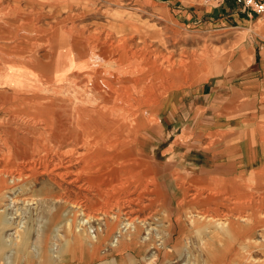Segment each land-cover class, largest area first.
Returning <instances> with one entry per match:
<instances>
[{"label":"crops","instance_id":"1","mask_svg":"<svg viewBox=\"0 0 264 264\" xmlns=\"http://www.w3.org/2000/svg\"><path fill=\"white\" fill-rule=\"evenodd\" d=\"M83 1L0 0V106L7 104L8 112L16 110L9 116L45 117L44 103L53 98L52 90L61 77L66 83L84 79L82 48L73 44L68 53L60 44L65 26L72 24L66 18L92 16L93 10L79 5ZM95 1L167 18L168 24L200 34L225 52L221 63L209 73L188 61L186 69H175L177 77L164 72L146 74V81L157 78L158 92L155 98L146 95L148 103L141 115L144 113L145 122L138 127V134L130 125L124 126L129 136L116 133L120 143L113 139L110 153L114 161L119 158L118 165L123 168L117 175L108 169L103 176L97 174L95 178L103 180L100 187L108 184L113 189L118 180L124 187L128 185L124 190L127 195L120 197L139 198L132 209L147 218L151 241L169 243L172 251L166 252L168 256L178 255L199 227L210 225L211 221L205 222L209 218L225 220L235 239L254 236L264 224V13L244 10L236 0H223L218 5L197 0ZM128 62L132 64L130 58ZM68 95L65 107L73 111L77 96ZM109 107L113 123L106 125L96 119L98 128L106 125L108 129L96 135L100 142L117 125L115 110L111 111V104ZM113 108L117 109L116 104ZM165 120L168 126L163 133L172 136V145L163 146L154 158L151 144L155 140L159 143L156 138ZM129 138L132 140L126 143ZM157 219L164 221L166 229L162 240L153 229ZM212 232L201 240L212 244ZM214 249L207 253L210 264H226L224 248L216 244ZM240 249L238 243L230 260L240 255ZM146 251V246L110 247L109 254L100 256L118 253L121 263Z\"/></svg>","mask_w":264,"mask_h":264},{"label":"rangeland","instance_id":"2","mask_svg":"<svg viewBox=\"0 0 264 264\" xmlns=\"http://www.w3.org/2000/svg\"><path fill=\"white\" fill-rule=\"evenodd\" d=\"M100 3L101 5L95 0L80 2L79 5H82L83 8L93 10V14L92 16L86 15L79 18H66L72 24L65 26L67 31H64V40L60 43L64 45V50L68 53H71L70 50L73 44L82 48L84 52L83 61L89 64V66L83 65L84 79L92 76L93 68L95 67L100 69L99 71L103 75L114 72L116 74L115 77H118V73L124 72L122 67L130 58L132 64H129L125 69H128L129 75L132 74L134 76L135 74L143 79L139 85L130 87L129 91L132 94L140 95L144 92H153L152 90L154 89L158 92L157 78L146 81V74L164 72L170 74L171 77L173 75L177 77L173 73L175 69H179L178 72L186 69L185 66L188 65L186 64L188 61L194 63L198 70L206 68V72L209 73L208 71L211 70V67L217 66L223 59L225 52L221 48L215 47L200 34L196 35L183 28L168 24L167 18L162 19L146 15L137 12L135 8L132 10L120 9L116 8L117 6L115 5ZM199 3L201 2L199 1ZM75 4L76 2L72 3V7H79L78 4L74 6ZM84 79L79 82L71 80L72 82L66 83L63 76L56 82L57 87L54 85L52 93L57 95L59 93L60 95L58 96H61L63 100H67L68 94V96H77L75 101L73 100L72 107L80 109L79 112L82 117L80 122L85 124L84 120L87 121L89 119L86 110L90 108L88 105L92 104L93 101L88 104L86 100L87 98H92V91L86 85ZM132 106H135V101H132ZM7 107V104L0 106V168L2 171L16 169V167H28V162H22V159L18 158L13 152L10 144L22 137L23 131L28 129L26 127L32 124L30 118L9 116L10 113L12 114L16 110L8 112L5 110ZM72 112L70 111V113ZM136 115L137 113L134 112L129 117L130 119L126 116L123 119L130 120L131 123L129 125L132 126ZM102 119L104 120V118ZM104 122L108 123V121ZM167 126L166 120L163 121L159 129V138L156 134L154 135V137L157 136L156 139L159 142L156 143L155 140L151 144L150 150L154 158H157L163 146L172 145V136H168L167 131L163 133V129H167ZM135 130H138V128H135ZM84 139L81 145L75 146L76 150L78 149L77 151L80 152L77 153L74 150L76 155L93 150ZM47 159H50V156ZM47 161L45 159L42 162L36 161L31 167L35 174L26 176L21 181L7 177L6 185L0 189V192L5 191L4 200H1L2 202L0 203V217H4V215L8 218L13 217L4 226L0 223V264H208L207 253L215 248V244H219L224 248L226 264L230 262L231 264H264V224L260 226V231H257L254 236L241 235L245 238H251H243L240 241L234 238L236 236H234L229 225L226 224L227 226L225 225L223 228L217 225L218 222L225 221L221 218L205 220V222L211 221L207 227H199L198 224L199 228L194 236L183 243L181 250L178 252L179 256L177 254L166 255V252L171 253L172 251L167 242L151 241V237L150 240L144 239V237L150 235L148 231L150 232L151 230L149 229H152L146 226L140 235L142 243L137 246L140 248L147 247V251L141 257L136 255V257L123 260L124 262L122 261L121 263L118 262V253H114L112 257L102 258L100 254L107 255L110 252V247L113 248L112 244L109 243L111 234L102 235V237L98 238L97 243L93 245V252L95 253L90 251L91 255L88 257L86 254L90 252H87L84 243L82 244L83 235L86 237V232L80 230L79 233L76 231L80 226L78 222H81L84 218L77 216L74 203L77 204L78 201L87 202V207L91 212H98L103 208L106 209V212L112 211L114 209L108 206L107 203L110 202L107 199L112 196L110 193L118 189L114 186L111 191L108 184L104 185L103 188L100 187L99 185L103 184V180L99 182L98 179L89 178L90 173L87 170L84 171V163L82 161H76L75 167H78L79 171L77 172H82L84 175H81V178L73 182H70L71 176L64 179L63 159L62 161L56 160L53 163H48ZM56 169L61 171L57 170L62 175L57 174L52 177L51 173ZM2 171H0V174ZM9 187L11 188L9 189ZM96 187L101 190V195L96 196ZM124 193V191L121 192L118 197ZM102 200L106 201L105 207H103L104 201ZM137 200L139 201L136 198ZM99 207L101 209L97 210ZM66 219H71L70 221L73 223L71 228L65 225ZM141 219H143L145 225H148L147 218L141 217ZM163 222L162 219H157L153 229L161 233L165 228ZM95 225L93 223L91 228L86 226L89 235L97 233ZM200 230L202 233L197 234ZM220 230L224 233L219 232ZM210 231H213L211 233V237L214 239V241H211L212 244H210V241L206 243L201 240ZM104 240L105 243L102 245L101 243ZM113 241L115 242V238ZM124 243L125 239L121 244L123 245ZM238 243L241 245L240 255L230 260ZM229 247L231 249H228ZM99 248L101 249L100 251ZM78 254L83 256V259L78 260L76 257ZM46 255L50 257L48 263L43 262V257Z\"/></svg>","mask_w":264,"mask_h":264},{"label":"bare ground","instance_id":"3","mask_svg":"<svg viewBox=\"0 0 264 264\" xmlns=\"http://www.w3.org/2000/svg\"><path fill=\"white\" fill-rule=\"evenodd\" d=\"M128 63H129L128 60L126 63H124L125 65H124V67H122V69L124 68V72L118 73V77L117 76L115 77L116 74L114 72H112L113 74L110 72L108 75L107 74L103 75L102 72L99 71L100 69L95 67V68H93L94 74L92 73L91 77L88 76L87 78L84 79L86 85L89 86L91 88V91H92V94H91L92 98H89V99L87 98L86 100H87L88 104H90V101H93L92 104L88 105L90 108H88L86 110V112L88 114L87 117L89 119H87V121H85L83 119L85 124L83 122H80V120L82 119V117L80 116V112H79L80 109L75 107L73 109V112L70 113V111L68 109L69 107L66 108L67 107L66 106L67 103L65 102L66 100H63V99H61L62 98L61 96L58 97V96H55L57 94L52 93L54 95L53 98H48L46 100V102L44 103V104H46L44 106L46 108L45 117L38 116L39 118L36 117L37 119H34L35 117H31L30 119H31L32 124H30V126L26 127V128H28L27 130H25V131L22 130L23 131L22 137H19L16 141H14L10 144L11 149L18 156V158L22 159V162H28V167L17 168L15 166L16 169H8L7 168L8 170H3V171L0 168V171H2L0 174V189L4 185H6V181L8 180L7 177L12 178L13 180L21 181L24 177L35 174L34 170L31 167H33V165L36 161L42 162V161H44V159L48 160L47 161L48 163L49 162L53 163L56 160L62 161V159H63L64 160V174H63L64 179H67L66 177L71 176V178L73 180L71 179L70 182L77 181L79 178H81V175H84V174H82V172H80V173L77 172L79 170H78V167H75L76 161L77 162L82 161L84 163V171L87 170L90 173L89 178H93L94 180L98 179V177L95 178V176L97 174L101 173L103 176L104 174H107L108 170H111V172L113 174L117 175L119 168H123V167H120L121 165L120 166L118 165L120 163V160L118 157H116L117 158L115 160L116 162L114 161L115 156L110 153V150L112 148H114V144H112L113 139H115V141H117L114 143H117V144L120 143V139H119L120 135H119V133H118V135H116V133L118 131H120L122 133L125 132L124 126L127 124L129 125L131 123L130 120L123 119V118H125L124 116L129 118V117H131V115L134 112H136L137 115L135 116V119H134L133 125H132L134 127H130V128H131V130L133 129V131L135 128H138V127L140 128L141 126H143V124L145 122L143 120L144 113H143L142 117H141V115H142L143 108L145 109V106L148 103L146 95L147 94H148V96L152 95V96H154V98L156 96L155 89L152 90L151 88H150V90H152L153 92H150V91L146 92V93L144 92L140 95H135L133 93L135 96L132 93H130V91H129L130 87H132L133 85H139L143 78H139L135 74H134V76L132 74L129 75V73L125 69V68H127V66H129ZM35 64H36V62H35ZM84 64L89 66V64L86 62ZM96 69H97V71H96ZM94 70H95V72H94ZM34 83H37V81H34ZM142 86H143V84H142ZM148 86L151 87L150 85H148ZM58 95H60V94L58 93ZM7 98H8V96H7ZM2 101H4V100H2ZM132 101H135L134 107L132 106ZM110 104L112 105L111 111L115 110L116 117H117L116 120L119 123L112 130L109 129V131H110L109 134L108 135L106 134V136H105L106 138H104L100 142L95 138L96 135L103 133L104 131L108 132V129H106L107 128L106 125L110 122L113 123V119L110 118L108 115V114H110L108 112V109L110 108L109 107ZM115 104L117 106V109L113 108V106ZM99 109L105 110V112H103V111L101 112ZM102 118H104V120ZM96 119H100L102 121H108V123H106L104 128H100V126L98 128L97 123H96ZM134 132L137 133L138 130H135ZM125 133L127 134L128 131ZM137 134H135L134 137L137 136ZM127 135L129 136V134H127ZM83 139L86 141L87 145L89 144L88 146L90 148H92L93 150L87 151V153L84 152L82 154L76 155L75 152H77V153H80V152L77 151L78 149L76 150L75 146L81 145V142L83 141ZM130 139L131 138L126 139L127 142L126 141L125 142L129 143ZM26 150H28V151L26 152ZM74 150H76V151L74 152ZM127 152H130V150H128ZM24 154H26V155H24ZM49 156H50V159H47ZM17 166H18V164H17ZM37 166H39V165L37 164ZM15 167H13V168H15ZM11 168H12V166H11ZM57 170L58 169H56L55 171H53L51 173L52 177L56 176L57 174H61V173H59L61 171L58 170L59 172H57ZM88 172H85V173H88ZM129 179L130 178H127L126 181H128V183L131 184ZM98 181L101 182V180H99V179H98ZM121 181L122 180L117 181L115 188L118 190L112 192L113 196H109V199H107L108 202H110V203H107L108 206L113 207V209H114L112 211L109 210L110 212L107 210L109 213L105 211L106 209H104V208L101 209L100 208L101 205L97 209V210L101 209L100 211L91 212L87 207L86 201H85L86 203H82V201H78L77 204L74 203L76 211H77V216L78 217L81 216L82 218H84V219L81 218L82 219L81 222L77 221L78 224H80V226L76 231L79 233H80V230L86 232L87 238L83 235V239L82 238L81 239H82V244L84 243V247L86 248L87 252L88 251L90 252V250L94 251L93 245H95V243H97L98 238H100V237H102V235H106V234H109V235L111 234L109 243L112 244L113 248L115 247L114 250H117L118 248H121V247L124 248L125 246H129L130 248H134V247L139 246V244L142 243V241L140 240L141 239L140 234H141V231L147 225H145V222L143 221V219H141L140 215L137 214L139 211L132 209V204H135V205L139 204L138 200L136 201V199L124 198L125 196L123 198H121L120 196L118 197V195L125 190V187L128 188V185H125V187H124L122 185ZM10 188L11 187H9V189ZM96 188H97L95 190L96 196L101 195L100 194L101 190L98 189V187H96ZM157 188H158V186H157ZM109 190H111V189H109ZM4 192L5 191L0 192V203L2 202L1 200H4L3 199L5 197ZM156 193H158V192H156ZM124 194L127 195L126 192ZM220 196H222V195H220ZM137 199H139V198H137ZM110 200H113V201H110ZM102 201H104L103 207H105L106 201L105 200H102ZM4 210H5V208H4ZM12 218H13L12 216L8 218L4 215V217H0V223L4 226L5 224H8L9 223L8 220L12 219ZM70 220L71 219L65 220V221H67V222H65V225L68 228H71V224H73ZM76 220H75V223H76ZM93 223L96 224L95 226H96V232L97 233H95L94 235H89V233L87 232V228H91ZM226 224L227 223L225 221L217 223V225L221 228H223ZM86 226H87V228H86ZM165 230L166 229L164 228L163 231H165ZM163 231L160 233L161 235H158L159 240H162L161 237L164 236ZM116 234H118V235L116 236ZM150 237L151 236L149 235L147 237H144V239L150 240ZM114 238H115V242L113 241ZM124 239L128 240V242H125L122 245L121 243L124 242ZM76 241H77V239H76ZM161 242L164 243L165 241L162 240ZM213 246H214V244H213ZM0 247H1V245H0ZM151 248H153V247H151ZM92 253H95V252H92ZM87 255L88 254H86V256ZM43 260H44L43 261L44 263H48V261H50V257L46 255L43 257ZM208 264H210V262Z\"/></svg>","mask_w":264,"mask_h":264},{"label":"built area","instance_id":"4","mask_svg":"<svg viewBox=\"0 0 264 264\" xmlns=\"http://www.w3.org/2000/svg\"><path fill=\"white\" fill-rule=\"evenodd\" d=\"M204 5H218L223 0H199ZM244 10L255 14L264 13V0H236Z\"/></svg>","mask_w":264,"mask_h":264}]
</instances>
